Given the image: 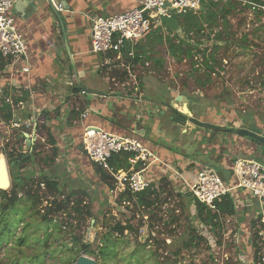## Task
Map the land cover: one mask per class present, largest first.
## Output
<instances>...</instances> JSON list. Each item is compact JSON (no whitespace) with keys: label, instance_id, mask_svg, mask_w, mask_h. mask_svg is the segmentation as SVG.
<instances>
[{"label":"crops","instance_id":"crops-1","mask_svg":"<svg viewBox=\"0 0 264 264\" xmlns=\"http://www.w3.org/2000/svg\"><path fill=\"white\" fill-rule=\"evenodd\" d=\"M54 2L61 4L63 9H58ZM141 2L16 0L12 14L24 35L26 55L17 61L0 55L5 62L1 70L0 91H8L7 97L12 100L14 96L24 99L19 109L16 105L12 106L15 116L20 119L33 116L42 125L46 119L43 111L49 113L47 125L58 146L55 166L51 171L56 173L61 187L68 189L67 193L89 195L94 200L93 212L112 201L115 187L108 190L97 172V166L83 149L82 136L87 126L138 138L155 156L146 169V177L152 181L153 187L159 189L162 186L163 190L166 186L162 197L176 192L183 197L180 199L189 200V204L191 201V212L196 215L193 196L186 195L191 193L190 187L197 173L203 168L230 171L226 182L235 184L233 168L236 158H254L264 163V147L231 130H210L194 122L185 126L169 123V116L172 121L176 113L167 107L168 103H172L183 117L187 115L175 104L171 87H168V100L161 85L156 87L154 84L149 71L142 75L136 73L135 67L141 64L133 62V47L139 41L130 44L131 59L124 57L123 50L120 54L92 51L91 17L125 13L140 6ZM25 67L29 70L25 71ZM69 81H73V85H68ZM84 88L93 92L84 91ZM181 94L182 99L188 98L192 116L201 122L230 129L243 126L245 120H253L257 126L264 125V119L258 116L246 119L244 114L230 113L228 121L234 122L232 126H227L218 121V114L211 107L204 113L203 106L195 104L196 99L187 92L182 91ZM136 97L141 99L136 100ZM168 110L173 111L170 113ZM33 135L30 144L27 143L29 147L40 138L45 141L41 130H36ZM35 165L30 166V171H35L32 168ZM231 196L236 214L227 216L224 221L232 222L234 227V239L230 241L234 240L238 262L248 264L254 257L253 235L261 225L258 215L264 213V206L244 189L235 188ZM223 231L225 235V229Z\"/></svg>","mask_w":264,"mask_h":264},{"label":"rangeland","instance_id":"rangeland-1","mask_svg":"<svg viewBox=\"0 0 264 264\" xmlns=\"http://www.w3.org/2000/svg\"><path fill=\"white\" fill-rule=\"evenodd\" d=\"M228 21V30L236 39L233 40L234 42L219 44L220 47L217 48L215 54L218 60L216 72L211 74L205 84L201 85L197 82L199 79H208L203 67H198L201 56H198L199 62L194 66L199 68L197 71L192 68L189 59L179 62L169 51V43L166 40L170 31L168 32L167 29H162V32L159 33V35H163L162 41H155L156 34L149 35L143 41H139L143 46L139 50L145 54L140 61L141 65L135 67L136 73L142 75L143 72L149 71L154 84L157 85L156 87L161 85L168 100L170 99L168 87H171L173 89L172 98L183 111L185 108L183 107L182 101L184 99H182L183 94L181 92L183 87H187L186 92L193 99H196L195 102L197 103L195 104L203 106L204 113L208 107H211L215 113L217 112L218 121L226 123L227 126H232L234 122V120L228 121V114L230 113L244 114L246 119L254 115L264 119L263 14H257L254 9L242 5L238 6L228 16ZM207 29L209 30V28ZM207 29L204 30L205 33H207ZM170 34H178L186 39L181 28L170 32ZM211 36L214 35L211 34ZM244 38L246 39L244 40ZM204 46H210L214 49L215 42L213 39H202L199 48ZM158 58L163 60L162 65L156 63ZM178 95L181 97L178 98ZM187 103L189 107L188 100ZM171 111L173 110H168L170 113ZM246 112L248 114H245ZM196 113L198 112L196 111ZM196 116L198 115L196 114ZM15 117L19 119V117ZM169 117L170 122L168 117L167 121L171 123L172 117ZM16 118L8 119V121L0 120V151L4 148L10 150L18 147L26 151L29 148L26 145L27 139L26 141L18 140L17 135L25 131L31 138L37 129L33 125L14 127L13 122L16 121ZM26 119L27 117L23 118L24 121ZM245 121L243 122L244 125H246ZM42 136L45 141L40 138L35 143V152L37 151L40 155L37 156L36 165L32 168L40 174L48 175L46 169H54L55 164H45L39 158L44 155L51 156L53 148L48 144L50 142L47 140L46 131L43 132ZM0 155L6 156L3 152ZM27 172L30 171L25 169L24 173ZM36 179H31L29 182V186L33 190L37 188ZM67 184L69 185V183ZM64 192L69 191L65 188ZM113 192L112 201L104 204L105 207L101 206L100 210L94 211L93 218H83L76 212L72 213V217H69L68 214L59 212L51 214L50 217L53 219L51 223L42 221L41 215L44 213L45 207L49 205V199H53L54 196L48 190L46 191L44 200L38 205L40 214H37V212L35 213L36 209L29 207L26 198L23 196L24 192H21L20 195L23 198L19 204L17 203L12 208V213L8 218L10 232L3 234L4 240L0 244V264H8L10 260L16 257L20 259V264H61L65 258L74 263L76 257L81 255L90 256L101 263L100 258L96 255L86 253L81 248V243L94 242L93 248L97 249L100 243V234L107 233L108 227L117 221L125 222L127 218L132 216V212L125 208L123 202L121 205L117 204L121 192ZM75 197L84 199L88 204H93L94 201L89 195L81 192L77 193ZM179 197L183 198L176 192L167 195L168 202L157 208L155 219L150 220V222L145 210L142 208L135 209L136 214L140 213V210L144 211L140 213L143 214L145 221L144 226H142L144 232H141V228L138 233L125 232L126 236L117 247V255L109 261V264H241L237 258L238 251L234 250V240L230 241V239H234L232 222L230 224L224 221L225 235L224 231L217 232V230L213 234L209 227L203 225V222L192 214L194 211L191 212L189 200ZM0 203L2 206L5 204L2 198H0ZM140 218L137 215V218L133 220L136 227ZM151 222L153 226H150ZM192 229L193 233L190 234ZM191 235H196L197 238L187 246L191 240ZM21 237L25 239L23 244L20 243ZM76 237H82V241L77 242ZM212 237L215 239L213 240ZM146 242H148L144 252L146 254L138 253L137 256L142 257V260L137 261L133 252Z\"/></svg>","mask_w":264,"mask_h":264},{"label":"trees","instance_id":"trees-1","mask_svg":"<svg viewBox=\"0 0 264 264\" xmlns=\"http://www.w3.org/2000/svg\"><path fill=\"white\" fill-rule=\"evenodd\" d=\"M258 3H264V0H255ZM238 6H242L241 1L236 0H228L226 3L223 1H212L209 0L204 2L199 12L197 11H188L186 13H182L176 16L179 21V28H181L184 33L186 39L184 37H180L178 34L172 35L170 32H174L175 30L167 29L169 32V36H167L166 42L169 43V51L170 53L181 62L184 59H189L192 68L195 71L199 70L198 67H203L205 75L208 79L203 78L202 80H197L198 84H205L206 80H209L212 73L216 72V67L218 65V60L215 57L216 50L219 48L220 43L227 44L230 41L236 39L234 35L228 30L229 21L228 16L233 13ZM249 7V5H245ZM257 14H261L260 11H256ZM221 25H223L221 27ZM206 26V28H205ZM209 28V30L207 29ZM163 27L157 26L153 27V29L145 36L156 34L155 41H162L163 35H159L160 31L162 32ZM207 29V33L204 30ZM178 30V29H177ZM213 34L214 36H211ZM174 36V37H170ZM213 39L215 42V48L212 49L210 46H204L203 48H199V44L202 39ZM144 39V38H143ZM141 39L140 41H143ZM246 38H244L245 40ZM176 40V41H174ZM174 41V42H173ZM193 41V43H192ZM234 42V41H233ZM130 43H127L123 48L124 57L131 59L129 55L130 50H132V46L130 47ZM143 46L138 42L134 47L135 57L133 58V62L137 63L142 61L143 53L139 49H142ZM116 54V53H115ZM200 63L198 67L196 63ZM149 57V56H147ZM196 57V58H195ZM156 63L162 65L163 60L158 58ZM5 62L0 57V76L1 70L4 68ZM197 68V69H196ZM187 87H183L182 91L185 93L187 91ZM78 90V89H76ZM8 91L1 92L0 91V120L8 121L5 119V115L13 110V105L21 106L23 105L22 97H15L12 103L6 102L5 98L7 97ZM79 114V110L77 112ZM44 117L46 119L43 120V124L40 125L38 123L36 129L43 134L44 131L47 133V140L53 145V154L51 156L44 155L39 158L40 161H43L45 164H54L55 157L58 154V146L56 145V139L52 134L50 128L47 125V121L50 120L49 113L47 111H43ZM46 120V122H45ZM25 127V126H24ZM234 131V129H229ZM18 140L26 141V136L22 131L17 135ZM27 145V144H26ZM8 146V145H7ZM35 145L30 146L26 151L22 148L18 147L17 149L4 148L0 151V153H4L8 160V165L10 168V174L12 178V186L9 191L0 190V198H2L5 204L2 206L0 203V220L2 225L0 226V244L3 242L4 237L3 234L10 232V222L8 220L10 214L12 213V208L22 200L23 196L26 198V201L31 209H36L35 213L40 214V210L38 209V205L44 200L46 191L48 190L50 194L54 197L53 199H49V205L46 206L44 213L41 215L42 221L51 223L53 221L51 214L64 212L68 214L69 217H72V213H78L81 217H94L92 204H88L82 198H74L75 192L65 193V186L61 187L60 182L58 181V177L56 173H53L52 169H46L48 171V175H43L38 173V171H30V166L36 163L37 156L40 153L35 152ZM133 153H117L113 154L109 158V166L113 168L114 171L123 169L128 170L131 167L129 163V158L133 156ZM94 163V162H93ZM97 166V172H99L101 180L104 184L107 185L109 191L114 189V178L113 176L105 170L102 166L94 163ZM139 166V165H138ZM27 169V173H24V170ZM43 172V170H42ZM36 173V175H35ZM38 174V175H37ZM38 176V177H36ZM36 179L37 188L33 190L29 186V182L31 179ZM44 185V186H43ZM164 189L166 188L163 187ZM160 189V190H159ZM156 189L155 187H150L144 191L132 193L129 190H125L120 193L118 201V205L125 204V208L132 212V216L127 218V221L121 222L117 221L115 224L110 225L108 227L107 233L100 234V243L97 249L93 248L94 242H82L81 248L91 255H96V257L100 258L101 264H109V261L112 260L117 255V247L119 242L126 236L125 232L128 233H138L140 232V228L144 226L145 221L143 220L144 211H139L140 213L136 214L135 209H143L146 211V216H148V221L155 219V214L157 208H159L162 204L167 203L166 197H162L163 191L162 186ZM21 192H24L23 196L20 195ZM191 193H187L186 196H190ZM62 197V199H59ZM191 204V201H190ZM193 204L195 205V214L197 218H199L203 225L209 227L211 233L214 234V231L222 232L224 229V220L227 216H233L236 214V206L234 200L231 195H226L221 198V200L217 201V210L213 211L205 204L200 203L198 200L193 198ZM137 215L141 218L138 220L137 227L133 224V220L137 218ZM21 221V220H20ZM23 222V221H22ZM29 223V222H28ZM27 223V225H28ZM57 226V225H56ZM152 225V222L150 224ZM193 233V229L190 234ZM98 234V232H97ZM103 235V236H102ZM254 242L253 246L255 248L254 257L251 263L248 264H261L260 257L262 253L261 246V237L258 235V230L253 235ZM191 240L188 242V245L191 244L197 237L196 235H191ZM217 237V236H216ZM214 240L215 238L212 237ZM75 240L77 242L82 241V237H76ZM24 237L20 238V243H24ZM158 244L160 242L158 241ZM148 246V242L143 243L137 248L133 254L136 255V260H142V257L137 256L138 253L142 252V255H145V248ZM77 258V257H76ZM1 262V261H0ZM21 261L17 257L10 260L8 264H20ZM61 264H74L70 259L65 260Z\"/></svg>","mask_w":264,"mask_h":264},{"label":"built area","instance_id":"built-area-1","mask_svg":"<svg viewBox=\"0 0 264 264\" xmlns=\"http://www.w3.org/2000/svg\"><path fill=\"white\" fill-rule=\"evenodd\" d=\"M15 1L0 0V55L4 59L17 61L26 55V41L12 14ZM207 1L209 0H142L140 6L125 13L93 16L91 17V49L95 53L120 54L127 43L136 44L145 38L153 27L162 26L163 29H168L162 24V18L176 17L191 10L199 11ZM236 1L260 11L264 17V3L255 0ZM55 5L58 9H63L61 4L55 3ZM24 70L28 71L29 68L25 67ZM68 85H73V81H69ZM5 99L8 103L13 101L10 97ZM15 120L14 127L33 125L36 129L39 123V120L33 116L27 117L25 121L20 118ZM26 134L24 131V135ZM82 145L89 159L113 176L114 191L129 190L136 193L152 187V181L146 177V169L155 156L138 138L116 135L95 126H87L82 136ZM122 152L134 154L129 158L131 167L128 170L114 171L109 166V158L113 154ZM233 170L237 180L235 184H228L213 168L200 170L190 187L193 198L216 211L218 200L228 194L232 195L235 188H240L250 192L264 206V163L254 158L238 157L234 161ZM258 216L261 223L258 235L262 241L260 262L264 264V213ZM143 229L144 227L141 228L142 233Z\"/></svg>","mask_w":264,"mask_h":264},{"label":"water","instance_id":"water-1","mask_svg":"<svg viewBox=\"0 0 264 264\" xmlns=\"http://www.w3.org/2000/svg\"><path fill=\"white\" fill-rule=\"evenodd\" d=\"M53 8V7H52ZM54 9V8H53ZM55 11V10H54ZM59 15V13H57ZM162 24L167 27L168 29H178L179 28V21L176 17H164L162 18ZM84 91L93 92L89 89L84 88ZM136 100H139L141 98H135ZM188 98H184V108L186 109L185 113L187 117H183L181 114L177 112L176 109H174L172 103H168L167 107L170 109H173L175 111L174 118L171 123L175 124H181L185 126L188 122H194L195 124L199 125L200 127H206L210 130H220V131H228L230 128L220 126L217 124L209 123V122H201L196 117L192 116V112L188 108L187 103ZM15 117L14 111L9 112L5 115V119H13ZM243 126L237 127L234 129L236 135H239L240 137L246 138L248 140H252L255 143H257L260 146L264 147V125L263 126H257L256 122L253 120H247L246 125L242 123ZM27 138H29V135H25ZM31 139H28V144H30ZM0 190H8L10 189L12 185L11 181V174H10V168L8 165V160L6 156L0 155ZM231 172H233L231 170ZM230 171L222 170L218 171V174L223 178L227 179L229 176ZM94 222V220H92ZM74 264H101L98 260L87 256V255H81L76 258V261Z\"/></svg>","mask_w":264,"mask_h":264},{"label":"bare ground","instance_id":"bare-ground-1","mask_svg":"<svg viewBox=\"0 0 264 264\" xmlns=\"http://www.w3.org/2000/svg\"><path fill=\"white\" fill-rule=\"evenodd\" d=\"M185 111H186V109H185ZM1 157V156H0Z\"/></svg>","mask_w":264,"mask_h":264}]
</instances>
